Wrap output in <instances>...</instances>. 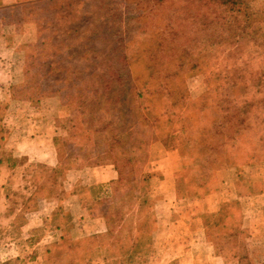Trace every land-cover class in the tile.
<instances>
[{"label":"trees","instance_id":"obj_1","mask_svg":"<svg viewBox=\"0 0 264 264\" xmlns=\"http://www.w3.org/2000/svg\"><path fill=\"white\" fill-rule=\"evenodd\" d=\"M41 1L0 0L1 18L17 20L21 17L18 8ZM91 9L76 11L74 29L57 44H51L50 28L37 29L32 36L34 59L24 64L22 79L0 83V96L6 100V106L0 102V113L13 101L37 109L40 117L31 120L34 126H23L32 133L23 137L48 135L57 167L66 172L84 167L69 158L56 136L61 127L50 123L49 106H59L55 101L63 105L67 97L57 90L60 83L90 84L94 90L87 97L92 100L82 99L74 107L77 117L85 126L97 119L95 133L100 137L112 134L106 145L95 148L97 167L110 165L117 173L105 203V232L74 241L79 229L73 228L71 205L66 206L61 240L47 248L42 264H50L63 252L74 255L82 249L88 257L94 247L116 248L120 264H127L134 242L140 236L154 235L155 208L165 193H159L152 175L146 174L142 181L150 183L153 197L143 199L133 167L134 160L144 158L154 143L170 146L177 138L184 141L185 163L176 180L183 199L215 191L217 173L223 170L239 172L240 195L264 191V182L251 183L264 179V0H116L114 7L104 3ZM108 21L117 26L131 22L134 34L110 30ZM100 36L110 47L106 51L93 45L100 42ZM75 38L78 46L70 43ZM9 52L0 55L9 60ZM99 73L103 77L89 76ZM195 74L202 75L205 84L194 100L185 80ZM33 82L39 83L35 90ZM141 120L150 126L144 128ZM14 134L11 128L9 135ZM72 177L77 176L73 173ZM50 180L36 181L22 216L38 199L56 192L55 179ZM241 218L238 203L223 206L218 215L205 218L209 239L216 251L227 252L237 264H264V243L248 241V232L240 228ZM38 234L39 230L33 231L32 240Z\"/></svg>","mask_w":264,"mask_h":264},{"label":"crops","instance_id":"obj_2","mask_svg":"<svg viewBox=\"0 0 264 264\" xmlns=\"http://www.w3.org/2000/svg\"><path fill=\"white\" fill-rule=\"evenodd\" d=\"M3 15L0 13V50L11 51L12 60L0 55V83H9L21 76L23 64L32 55L29 48L31 46L27 45V25L36 17L27 7L20 21H3ZM16 57L22 61L15 60ZM15 68H18L17 74L12 72ZM46 137L48 135L45 138L35 135L33 139H18L13 145L16 155L21 153L20 156L55 169L58 163L52 139L48 140ZM184 163L185 158L177 151L167 152L154 163L157 168L151 174V182L157 185L159 193H165L155 208L157 229L152 237L140 236L134 242L135 246L126 256L127 264H148L147 261L149 264H237L236 260L227 257V252L225 255L216 251L205 224V218L218 215L223 206L232 203H238L241 208L240 228L248 232V241L264 243V191L253 196L240 195V179L237 177L239 172L223 170L217 173L218 187L215 191L183 199L177 192L176 180ZM73 173L77 177L73 178ZM73 173H63V187L59 183L56 193L51 197L38 199L32 210L24 213V216L22 212L26 201L32 198L35 189L0 188L1 220L10 212V216L0 222V264H14L16 260L22 259L28 246L31 250L27 260L34 261L35 264L42 262L47 248L61 240L65 221L60 214L68 205H71L73 211V228L79 229L73 235L74 241L105 232V203L110 197L111 184L117 179V173L110 165L85 167ZM263 182L264 179L251 181L254 184ZM149 188L153 197L150 183ZM48 223L55 225L50 227ZM35 230H39L38 238L32 240L31 234ZM143 240L148 242L147 252L141 249L140 243ZM38 249L41 251L39 254ZM98 250L100 255L115 254L113 264H120L116 248L97 249L95 255ZM93 260L99 259L94 256Z\"/></svg>","mask_w":264,"mask_h":264},{"label":"rangeland","instance_id":"obj_3","mask_svg":"<svg viewBox=\"0 0 264 264\" xmlns=\"http://www.w3.org/2000/svg\"><path fill=\"white\" fill-rule=\"evenodd\" d=\"M115 1L116 0H42L41 2H38L39 4L36 2L29 3L18 8L21 17L26 7L32 10L36 17L35 20H31V24L27 25V30H29L27 45L31 46L29 48L32 55L24 64L34 59L35 40L32 39V36L36 35L37 29L50 28L51 31L49 37L51 40V44H57V41H62L66 38V34L69 30L74 29L77 10L82 9V12H86L89 7L92 8L91 10L93 11L97 8H101L104 3L105 5L111 4L114 7ZM100 15L105 16V13H101ZM21 17L11 22L20 21ZM88 21H90L89 17ZM108 27L110 28V30H121L123 34H125V36H128V34L130 33L131 35L134 34V26L131 22H129L128 24L126 23V25L122 24L117 26L115 25V22L108 21ZM0 28L2 27L0 26ZM70 43L74 46H78L80 41L79 39L75 38L71 39ZM86 43L84 42V44ZM93 45L97 46V48L101 50L110 48L104 36H100V42H93ZM10 54L11 53L9 52L8 59L12 60V56ZM18 58L19 57H16L15 60L21 62L22 59L19 60ZM95 61L96 63L101 62V60H99L98 58ZM81 63L83 64L82 61ZM12 72L14 74H17L18 68H15ZM89 76H91L92 78L103 77L101 73ZM22 77L23 68L21 76L18 79H22ZM188 77L191 78L185 80V84L187 85V88L190 92V97L195 100L203 92L205 84L204 77L199 74H195L193 76L189 75ZM71 78H78V76L72 75ZM79 78H85V76H80ZM38 85L39 83L33 82L31 84V89L35 90ZM74 86H78L77 89H75L76 91L73 89ZM57 90L65 92L67 97L62 100L64 103L63 105H61L59 101H55L54 104H59V106L50 105L48 109L50 116L53 118V121L50 122L52 126L61 127V129L56 132V136L61 139L64 149L67 150V155L73 156V158H71L70 156L69 158L81 161V164L84 168L97 166L98 158L95 153L96 145H106V139L112 134L108 133L106 137H104L103 135L101 137L96 135L95 131L99 127L97 119H90V122L88 121L85 126L83 122H81L77 117L76 110H74V107L77 106L82 99H89V101L92 100L87 97V93L90 94V92L94 90L93 87H91L90 84L83 85L82 83L81 85L68 82L60 83L57 87ZM5 101L6 100L3 99V96H0V102L4 103L2 104L3 106H6ZM160 102L161 101L159 100L156 104L160 105ZM7 109L5 110L4 114L3 112L0 113V188L18 187L27 190H33L37 180L51 181L50 179L54 178L57 185V192L59 183L61 184V187H63V173H65L66 171L64 169H61L59 166L56 169H50L44 165L36 163V161L20 156L21 153H18V155H16L15 147H13L18 139L23 138V134L32 133L31 130L27 132V130L24 129L23 126H34V124L31 123V120L39 118V112L37 111V109H33L27 103H15V101H13V103ZM141 123L142 126H144L143 124H145L144 128H148V126H150L144 120H141ZM11 128L15 131V134L12 137L11 135H9ZM134 138L140 137L135 136ZM18 144H20V142H18ZM171 147H174V151H177L183 156L186 154L184 150V141H182L181 138H177V140L172 141L170 146H165L161 143H154L150 145L147 148V152L144 158L134 160V174L136 178L141 181V197L143 199L152 198L149 183L142 181L143 176L146 174H152L153 171L156 170L157 165H155L154 163L163 158V156H165L167 152L170 153L171 151H173L170 149ZM23 196L26 198V195ZM9 216L10 212H8V215L6 214V218H8ZM60 216H62L66 225L67 220L64 209L61 212ZM3 219L1 220L0 218V222L3 221ZM53 225H55V223H48V226L50 227ZM140 244L143 251H149V245L146 240H143ZM97 249L103 250L107 248L94 247L90 252V256L88 257L84 256L85 249L76 251L77 253H75L74 255L63 252L61 253V255H59V257L51 259L50 264H113V262H115V254L112 253L110 255H100L98 250V254L96 253L95 255ZM30 250L31 248H29L28 246V249L23 255V258L16 260L14 264H35L34 261L27 260L30 256ZM39 252L41 253V251L38 249L37 253L39 254ZM94 256L99 260H93ZM92 261H94V263H92ZM142 261L146 262L145 259H143ZM147 263L149 264V261H147ZM38 264L42 263L38 262Z\"/></svg>","mask_w":264,"mask_h":264}]
</instances>
